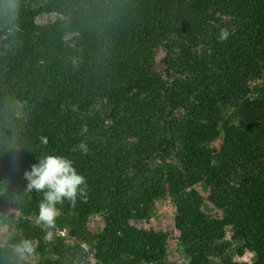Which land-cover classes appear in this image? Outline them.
<instances>
[{
  "label": "trees",
  "instance_id": "1",
  "mask_svg": "<svg viewBox=\"0 0 264 264\" xmlns=\"http://www.w3.org/2000/svg\"><path fill=\"white\" fill-rule=\"evenodd\" d=\"M263 75L264 0H0V195L19 212L0 264H168V237L132 225L166 195L189 264H264ZM49 154L88 184L51 228L23 175ZM201 184L222 219L203 212Z\"/></svg>",
  "mask_w": 264,
  "mask_h": 264
},
{
  "label": "rangeland",
  "instance_id": "2",
  "mask_svg": "<svg viewBox=\"0 0 264 264\" xmlns=\"http://www.w3.org/2000/svg\"><path fill=\"white\" fill-rule=\"evenodd\" d=\"M60 19L57 14L43 15L37 18L36 23L39 26H49ZM165 56L163 50L157 53L156 72L163 73L164 66L162 65V59ZM253 87L264 86V75L261 79L255 80L251 84ZM222 139L217 140L212 144V147L216 150L220 148ZM198 192L204 197V203L202 206L203 212L213 218L222 219L223 213L218 210L209 201V190L204 184L196 187ZM175 216L176 206L169 195L161 198L156 202L153 208V215L149 221L133 223V227L140 230L155 231L158 233L165 234L168 237V264H189L190 257L187 247L184 246L182 241L181 233L175 227ZM19 217V212L16 210L15 205L4 195H0V246L7 243L15 234L13 221ZM105 228V221L102 216L97 215L89 219L88 229L92 234H101ZM61 237H66L65 232H58ZM233 231L231 228L227 229L226 241L232 243ZM87 250L88 247H86ZM237 249V244L233 243L231 252ZM43 258H52L51 255L47 254L41 256L40 254L34 253L31 257V264H37ZM255 255L247 252L243 256L236 255L234 260L239 264H252L254 262ZM90 264H95L94 254L91 255L89 260ZM214 264H220L219 260H214Z\"/></svg>",
  "mask_w": 264,
  "mask_h": 264
},
{
  "label": "clouds",
  "instance_id": "3",
  "mask_svg": "<svg viewBox=\"0 0 264 264\" xmlns=\"http://www.w3.org/2000/svg\"><path fill=\"white\" fill-rule=\"evenodd\" d=\"M227 36V31L222 30L220 39H226ZM43 142L47 143L46 139ZM77 147L82 153H87L86 145L80 144ZM23 175L27 181V191L43 192L37 223L49 228L55 226L56 218L60 215L57 204H63L66 199L74 205L78 196L86 198L88 194L86 177L77 171L72 160L61 155L44 156L37 163L32 164L30 170H26ZM51 235L50 232L47 233L46 239ZM16 249L22 257L25 253L33 251L32 244L28 240L21 241Z\"/></svg>",
  "mask_w": 264,
  "mask_h": 264
}]
</instances>
